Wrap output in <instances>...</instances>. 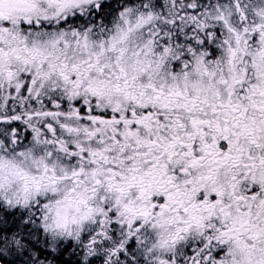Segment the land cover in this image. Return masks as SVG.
<instances>
[{"label":"snow or ice","instance_id":"snow-or-ice-1","mask_svg":"<svg viewBox=\"0 0 264 264\" xmlns=\"http://www.w3.org/2000/svg\"><path fill=\"white\" fill-rule=\"evenodd\" d=\"M0 264H264V0H0Z\"/></svg>","mask_w":264,"mask_h":264}]
</instances>
